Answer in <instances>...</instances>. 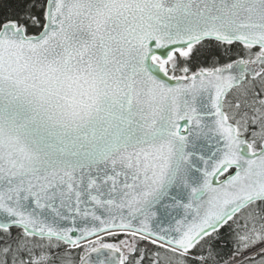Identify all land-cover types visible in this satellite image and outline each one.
I'll use <instances>...</instances> for the list:
<instances>
[{"label": "snow or ice", "instance_id": "1", "mask_svg": "<svg viewBox=\"0 0 264 264\" xmlns=\"http://www.w3.org/2000/svg\"><path fill=\"white\" fill-rule=\"evenodd\" d=\"M0 264H264V0H0Z\"/></svg>", "mask_w": 264, "mask_h": 264}]
</instances>
